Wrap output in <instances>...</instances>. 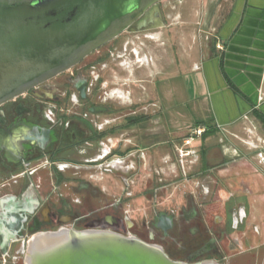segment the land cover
Listing matches in <instances>:
<instances>
[{"label":"flooded vegetation","instance_id":"obj_1","mask_svg":"<svg viewBox=\"0 0 264 264\" xmlns=\"http://www.w3.org/2000/svg\"><path fill=\"white\" fill-rule=\"evenodd\" d=\"M118 37L88 55L97 53L94 60L85 57L0 104V264H23L28 238L60 226L135 235L161 245L174 260L264 264V184L252 192L215 196L209 186L216 182L209 175L201 214L193 197L187 199V211L154 207L148 215L145 207L140 219L130 214L135 193L128 163L131 121L149 108L144 100H134L126 81L104 77L114 65L124 69L117 70L121 78L128 74L129 42L108 45ZM133 88L140 94L139 84ZM116 148L120 164L113 169ZM259 152L264 153V143L257 146L260 167ZM99 164L104 173L123 172L122 197L109 200L94 183L101 179L93 176Z\"/></svg>","mask_w":264,"mask_h":264},{"label":"crops","instance_id":"obj_2","mask_svg":"<svg viewBox=\"0 0 264 264\" xmlns=\"http://www.w3.org/2000/svg\"><path fill=\"white\" fill-rule=\"evenodd\" d=\"M158 7L153 26L167 32L171 44L146 48L145 60H130L124 78L117 73L119 65L111 70L110 80L126 81L130 92L139 84L134 100H144L149 108L131 121L130 169L153 166L162 180L169 149L201 127L203 134L192 142L200 152L196 173L201 181L211 175L219 193L260 188L264 172L243 144L254 133L264 141V124L255 114L264 116V0H161ZM118 156L116 148L113 169ZM94 169L93 176L102 179V164Z\"/></svg>","mask_w":264,"mask_h":264},{"label":"water","instance_id":"obj_3","mask_svg":"<svg viewBox=\"0 0 264 264\" xmlns=\"http://www.w3.org/2000/svg\"><path fill=\"white\" fill-rule=\"evenodd\" d=\"M160 1L0 0V104L75 66L125 31L153 28ZM162 219L170 224L166 215ZM23 264L220 263L174 260L157 243L111 229L60 226L28 238Z\"/></svg>","mask_w":264,"mask_h":264},{"label":"rangeland","instance_id":"obj_4","mask_svg":"<svg viewBox=\"0 0 264 264\" xmlns=\"http://www.w3.org/2000/svg\"><path fill=\"white\" fill-rule=\"evenodd\" d=\"M160 30L162 29L159 27H153L152 29H143L140 31H125L119 35L118 39L108 45H115L118 42V44L124 46L125 42H129L127 44V50L128 52H130V60H137V63H139L140 61L145 60L144 57L146 54V48L156 49V44L158 43V47L161 49V42H165V45H167L168 43L169 45L171 44V37L169 35H166L167 32H165L164 34V32H160ZM106 48L107 46L102 47L100 49V52H103L104 50H106ZM96 56L97 53H94L86 57L84 61L94 60ZM118 69H120L121 71L124 70L120 67ZM103 74L106 79H109L111 71L109 72V70H106ZM133 92H135V94L137 93L135 90H133ZM256 134H251L253 135V138L249 139L247 143L243 144L245 150L253 151L255 156L257 153L259 140H262V137ZM185 137H183L182 139H184ZM182 139L178 141V143H175L173 148L169 149L170 155L163 163L165 178H163L162 180H158L154 172L155 167L153 166L149 167L147 170L141 167V165L136 166L135 169H131V173H133L134 176V178L132 177L131 180L135 182V193L132 196L131 203L133 211L130 214L135 216L137 219H140V217H142V213H144L145 207L147 208L148 215L153 214L154 207H159V209H162V211L165 212H178L180 211V209H183V207L186 208L185 210L187 211L189 209L187 206V199L189 197H193V203L197 206L198 212H200V214L205 211L204 209L202 210L199 207L205 197V189L203 187L207 185V179L201 181V175H197L196 173L199 170L197 169L198 166H196L200 162V156L198 153L199 149L195 146H192V148L196 150V153H191L189 156L181 160L178 155V151L176 150V146L181 144ZM224 144V142L220 144L221 149ZM254 145L256 147H254ZM171 150H173L174 152L171 153ZM223 150L224 148L222 149V151ZM227 155L230 156L231 154ZM263 166L264 164L261 163L259 168L264 172ZM121 175H123V172L117 169L114 173H110L108 177L107 173H104V175L102 176L103 178L95 181L94 183H97L101 188L104 189L103 194L106 196L105 198H108L109 200L117 199L122 197L123 195V191H118V189L120 190V188L122 187V181L120 180ZM85 177L87 178V176ZM156 184L159 185L157 192L154 191V187L156 186ZM189 185H192L193 188L189 189ZM218 187L219 186L217 184L211 187L209 186V188H213L215 196L218 193ZM112 192L118 193L120 195L112 196L110 195V193ZM187 227L189 229L193 228L192 222H189L187 224Z\"/></svg>","mask_w":264,"mask_h":264},{"label":"built area","instance_id":"obj_5","mask_svg":"<svg viewBox=\"0 0 264 264\" xmlns=\"http://www.w3.org/2000/svg\"><path fill=\"white\" fill-rule=\"evenodd\" d=\"M202 133H203V128L196 127V128L193 129V131L191 132L190 135H188L187 137L182 139L181 144L176 146V150L178 151V155L181 158V160L186 158L187 156H189L191 153L192 154L196 153V150H194L192 148V142H193L195 137L201 136ZM261 143H264V141L263 140H259L258 144L260 145ZM254 147H256V146L254 145ZM258 157H259L260 161L264 163V153L263 152H259L258 153ZM117 160H119V159H117ZM110 164L112 166V163H110ZM119 164H120V160H119L118 165ZM127 212H128V210H127Z\"/></svg>","mask_w":264,"mask_h":264},{"label":"trees","instance_id":"obj_6","mask_svg":"<svg viewBox=\"0 0 264 264\" xmlns=\"http://www.w3.org/2000/svg\"><path fill=\"white\" fill-rule=\"evenodd\" d=\"M232 87L234 90L237 91V89L234 86H232ZM255 114L259 117L260 121L264 124V116L261 115L258 111H255Z\"/></svg>","mask_w":264,"mask_h":264}]
</instances>
